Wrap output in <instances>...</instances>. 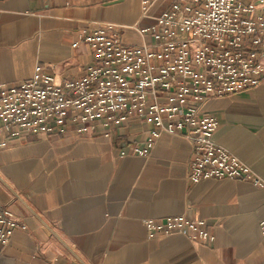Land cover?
<instances>
[{"label": "crops", "instance_id": "crops-1", "mask_svg": "<svg viewBox=\"0 0 264 264\" xmlns=\"http://www.w3.org/2000/svg\"><path fill=\"white\" fill-rule=\"evenodd\" d=\"M174 0H0V85L29 80L37 65L58 79L83 74L81 30L112 24L130 46ZM216 143L264 180V79L201 104ZM148 126L132 120L102 134L0 138V204L26 225L0 245V264H264V187L248 180L188 179L191 143L161 133L146 156ZM203 219L209 242L149 236L143 220Z\"/></svg>", "mask_w": 264, "mask_h": 264}, {"label": "built area", "instance_id": "built-area-1", "mask_svg": "<svg viewBox=\"0 0 264 264\" xmlns=\"http://www.w3.org/2000/svg\"><path fill=\"white\" fill-rule=\"evenodd\" d=\"M147 7L150 0H141ZM152 42L130 46L112 24L83 29V74L58 79L37 65L33 76L0 85V138L102 134L136 120L148 126L141 147L120 151L146 156L161 133L191 143L188 179L264 180L214 140L218 122L203 112L209 98L257 87L264 79V0H174L143 29ZM149 236L179 233L191 241L214 240L203 219L183 215L146 218ZM26 225L0 204V245ZM264 236V219L259 223ZM71 264H82L74 260Z\"/></svg>", "mask_w": 264, "mask_h": 264}]
</instances>
